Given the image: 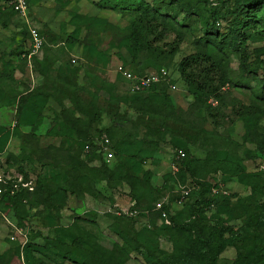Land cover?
<instances>
[{
    "label": "rangeland",
    "instance_id": "obj_1",
    "mask_svg": "<svg viewBox=\"0 0 264 264\" xmlns=\"http://www.w3.org/2000/svg\"><path fill=\"white\" fill-rule=\"evenodd\" d=\"M99 1L42 0L39 6H30L29 21L17 14H10L6 18V26L0 22V72L3 67L2 54L12 51L16 53L13 78L0 83V167L11 175L18 172L19 166L27 167L29 176L26 180L36 185L35 192L26 198L25 203L29 207L24 219H18L12 212L7 213L9 207L6 205L4 211L10 217L9 220L17 225L19 220L22 221L19 226L27 234V240L40 242L43 236H48L58 241L56 248H38L35 251L24 249L23 253L11 240L13 231L10 224L5 218H0V264H38L39 258L49 264H75L65 258L68 250L73 253L74 259H85L90 264H148L139 252L131 249L128 253L123 251L120 245L124 241L112 231L113 227L122 229L135 239L134 243L146 245L151 251L163 254L173 250L169 236L161 232L159 226L171 224L169 214H176L187 201L188 198L183 204L178 202L181 188L189 184L192 189L197 183L188 179L185 183L177 184L168 179L165 184L175 158L171 144L163 143L157 151L146 150L144 147L137 149L135 153L138 159L144 160L142 167L138 168L133 166V160L119 159L117 156L108 159L102 154L101 158L91 160L89 153L94 150L85 152L81 149L77 135L68 137L47 134L53 122V113H61L66 109L67 119L75 122L72 108L65 102L67 95L71 94L68 88L70 85L79 87V95L86 107H95L94 115L97 119L93 122L94 127L111 125L114 115L129 119L140 137L144 135L146 126H160L155 118L137 113L121 101L130 91L126 81L118 76L116 68L111 67L109 62L112 46L129 34L131 14L100 8ZM160 5L175 17L184 35L177 55L167 65L161 66L170 73V92L174 105L178 107V113L167 120L168 127L173 135L188 142L190 153L196 157H205V147L217 148L222 157L231 150L235 151L246 165L248 173L263 172L264 187V154H258L251 142L241 147L231 148L227 145L228 139L241 143L244 135L242 123L236 125L233 122L236 116L232 112V104L258 103L264 107V85L260 76L244 71L239 54L222 45L220 51L224 55L228 75L237 85L228 84L223 90L227 106L222 105L223 110L215 118L203 106L194 102L193 95L178 71V62L195 51V40L206 33L207 22L212 23L213 10L228 16L229 11H233L237 5V0H205L195 14H188L168 2ZM73 14L107 17L112 26L99 34L94 29L92 31L82 27L78 44L69 49L61 45V42L73 27L70 21ZM263 15L264 7L257 12V16ZM221 22L218 31L224 33L227 31L226 23L223 20ZM30 27L36 28L48 41V52L43 49L33 55L23 52L32 50V39L28 34ZM175 37L176 33L172 32L166 41H172ZM22 43H25L24 46ZM217 45L219 48L220 44ZM248 45L253 53L255 48L264 46V40L249 41ZM35 56L42 62V67L43 64L48 67L53 81H43V75L35 69ZM72 58H79V68L68 67ZM107 83L114 87L106 86ZM39 85L44 86L57 101L51 99L47 115L40 125L20 126L16 100L21 93ZM109 88L115 94L114 97ZM114 98L119 99V102L116 103ZM209 103L214 107L220 104L213 99ZM260 131H264V119ZM8 153L16 158L10 159L9 167L6 162ZM103 166L119 174L116 183L113 181L111 185L106 181L94 180L89 174L93 167L98 169ZM60 171L69 173L79 195L70 196L68 204L63 203V196L52 181L53 175ZM147 171H152V174ZM38 175L44 179L43 184H38ZM204 181L214 185L213 193L221 192L228 196L237 193L243 197L253 193L251 186L242 182L238 176L221 170L209 173ZM136 196L141 201L140 214H126L124 210ZM256 199L264 201V190L257 192L252 199V208L258 212L259 208L254 203ZM160 201H164L163 207H167V210L164 209L166 216L156 214L153 209ZM118 211L120 215L116 213ZM214 212L215 208L207 215H213ZM80 217H87L95 223L86 222ZM243 234L249 237L246 250L256 247L251 264H264V224L255 228L246 226ZM177 235L183 237L179 231ZM234 254V248L228 249L219 255L218 264H231L228 258Z\"/></svg>",
    "mask_w": 264,
    "mask_h": 264
},
{
    "label": "trees",
    "instance_id": "obj_2",
    "mask_svg": "<svg viewBox=\"0 0 264 264\" xmlns=\"http://www.w3.org/2000/svg\"><path fill=\"white\" fill-rule=\"evenodd\" d=\"M42 0H28L29 7L40 4ZM205 0H100V8L118 12H129V34L117 45L112 46L110 54L111 67L117 68L120 65L129 67L134 73L143 75L150 71L159 70L163 65H167L179 52L180 44L184 40L183 33L179 30L175 17L168 14L161 7L162 2L174 4L188 14H195L201 3ZM264 7V0H237V5L233 11H229L230 18L219 14L213 10L211 14L212 23L207 22L206 33L197 38L194 42L195 51L186 55L178 62V71L189 91L193 95L194 102L205 108L207 113L217 118L222 105L225 103L224 89L228 84L237 85L228 75L223 53L220 51L222 45L239 54L241 67L244 71L260 76L264 85V46L255 48L253 53L249 50V41L264 40V15L257 16ZM16 12L6 5V0H0V22L7 25L6 18ZM223 20L226 23L227 31L220 33L219 27ZM71 27L65 36L61 45L73 49L78 44L82 27L92 30L95 33L107 31L112 24L107 17L103 16H82L79 14L71 15ZM176 37L172 41H166V38L172 33ZM28 34L31 37L30 29ZM42 35V34H41ZM45 39L43 50L48 52ZM217 43H219V48ZM25 43L21 45L24 46ZM27 55L30 50L23 51ZM92 53H94L92 51ZM16 53H3V67L0 72V83L5 82L14 76V60ZM25 58V57H24ZM34 58L35 69L43 75V81H53L48 73V67L39 62L37 56ZM26 59V58H25ZM79 58H76L67 64L69 68H79L77 64ZM123 78L121 74L117 73ZM124 79V78H123ZM170 73L166 80L153 84L149 89L141 92H128L121 101L132 107L137 113L147 115L159 121V127L146 126L142 137L138 136L136 127L133 123L119 115L113 116V123L107 126L94 127L95 107H86L85 102L79 95V87L70 85L68 88L71 94L67 95L65 102L72 108L75 122H70L66 117L64 109L61 113H53V122L47 131L52 136L75 135L79 138L81 149H84L86 143L103 132H106L111 141V148L114 156L128 158L133 160V166L142 167L143 159H138L137 149L157 151L163 143L171 144L174 148L175 158L179 164V170H172L167 173L165 184L168 179L174 180L177 184L185 183L188 179H193L197 184L191 189L187 201L180 210L174 214H169L172 220L171 224L160 225V230L167 234L173 243L172 252L160 254L157 251H151L148 246L141 243H134L135 239L130 237L125 231L118 227H113L124 243L120 245L125 253L131 251L139 252L143 255L148 264H218V257L230 248H234L235 254L231 259V264H251L252 253H256V247L252 250H246V244L249 241L248 235L243 231L246 226L255 228L257 225L264 224V201L256 199L254 203L259 211L252 208V199L259 191H263V172L248 173L246 165L237 157L235 151L225 153L224 157L215 147H205L206 155L204 158L192 155L188 149V142L172 134L167 125V120L178 113V107L173 103ZM106 86L114 87L107 83ZM2 91L0 87V92ZM111 92V89L109 88ZM114 97L115 94L112 93ZM264 98V97H263ZM57 99L45 89L44 86H37L24 93H21L17 102V120L20 126H38L41 124L49 109V102ZM220 102L219 107H214L209 100ZM116 103L119 99H113ZM120 101V102H121ZM216 111V113H214ZM54 112V111H53ZM232 112L236 116L233 122L243 125V141L240 143L234 139H228L229 147H241V145L251 142L255 145L254 150L258 154H264V131H260L261 122L264 119V107L258 103L243 104L241 102L232 104ZM178 149L185 151V157L177 159ZM103 155L97 150L89 153V158ZM16 159L14 155L8 153L7 166L11 158ZM91 169L89 174L92 178L99 181H106L112 185L119 174L115 171L102 168ZM221 170L226 174L238 176L242 182L251 186L253 193L250 196H240L237 193L225 195L223 193H213L210 182H205L204 178L213 171ZM18 172L24 174L25 180L29 176L27 167L19 166ZM152 174V171H147ZM52 181L63 196V203L68 204L70 196H78V191L74 186L67 171L55 173ZM125 181V180H123ZM38 184H43L44 179L38 175ZM0 185H2L0 183ZM116 185V184H115ZM36 190L20 187L14 194L6 191L0 202V218L3 215L10 218L4 211V205L9 207L7 213H13L18 219H24L27 214V205L25 203L28 195ZM160 189H157V191ZM185 199V200H186ZM135 204L133 209L140 211L141 201L139 197H133ZM155 206V205H154ZM215 212L213 215H207L208 212ZM156 214L161 215V210L153 208ZM167 207H162V210ZM140 214V213H139ZM86 222L95 223L87 217H80ZM242 223H241V221ZM12 222H14L12 220ZM213 222V223H211ZM240 222V223H239ZM19 220L18 224L21 225ZM16 224V223H15ZM18 225V226H19ZM20 227V226H19ZM183 233L179 238L177 232ZM42 238V237H41ZM75 240V238H74ZM18 245L19 249L35 251L38 248L49 249L56 248L58 241L43 236L42 241L27 240L22 245L21 241H12ZM256 246V245H255ZM65 258L75 264H90L88 260H77L73 258V253L66 251ZM38 264H49L38 259Z\"/></svg>",
    "mask_w": 264,
    "mask_h": 264
},
{
    "label": "built area",
    "instance_id": "obj_3",
    "mask_svg": "<svg viewBox=\"0 0 264 264\" xmlns=\"http://www.w3.org/2000/svg\"><path fill=\"white\" fill-rule=\"evenodd\" d=\"M6 5L12 8L17 15L22 17L23 19L29 21L28 13H29V3L28 0H6ZM31 39H32V50L30 51V55L36 54L43 49V45L45 43V37L41 35V33L33 27H30ZM76 58L73 59L75 61ZM116 72L121 74L124 80L127 83L128 89L130 92H141L145 89H149L153 84L160 82L162 80H166L169 74V71L166 68H161L159 70L150 71L143 75H138L134 73L129 67L120 65L116 68ZM85 152H90L92 150H97L106 156V158L110 159L114 156V151L111 148V141L106 132L101 133L96 136L93 141L86 143L84 147ZM185 151L183 149H178L177 151V159L185 157ZM171 169L174 172L179 170V164L176 161L171 163ZM0 202L2 201L3 194L6 191H10L11 194H14L20 187L28 188L29 190H33V182L25 180L24 174L21 172H15L13 175L8 172H0ZM191 192V186L184 185L180 190V197L178 198V202L183 204L187 196H189ZM135 204V201H132L130 206L124 210L126 214L136 216L139 215V211L133 209L132 206ZM164 201H160L156 204V209L161 210V214L166 216V212L162 210ZM117 214H121L120 211L116 212ZM0 211V215H1ZM3 218L7 220L12 228L13 234L10 236L11 240H19L21 244L24 245L27 242V234L23 231L21 227L17 224L9 220V218L3 215Z\"/></svg>",
    "mask_w": 264,
    "mask_h": 264
},
{
    "label": "crops",
    "instance_id": "obj_4",
    "mask_svg": "<svg viewBox=\"0 0 264 264\" xmlns=\"http://www.w3.org/2000/svg\"><path fill=\"white\" fill-rule=\"evenodd\" d=\"M35 6H39V4H37ZM0 172H5V171H3L2 168L0 167Z\"/></svg>",
    "mask_w": 264,
    "mask_h": 264
}]
</instances>
